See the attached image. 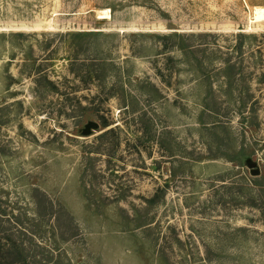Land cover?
<instances>
[{
  "label": "rangeland",
  "instance_id": "rangeland-1",
  "mask_svg": "<svg viewBox=\"0 0 264 264\" xmlns=\"http://www.w3.org/2000/svg\"><path fill=\"white\" fill-rule=\"evenodd\" d=\"M10 234L35 264H264V0H0Z\"/></svg>",
  "mask_w": 264,
  "mask_h": 264
},
{
  "label": "trees",
  "instance_id": "trees-1",
  "mask_svg": "<svg viewBox=\"0 0 264 264\" xmlns=\"http://www.w3.org/2000/svg\"><path fill=\"white\" fill-rule=\"evenodd\" d=\"M7 242L0 243V264H35L36 261H31L28 258L29 252L24 243L17 242L12 237V234L7 235ZM31 257V255H30Z\"/></svg>",
  "mask_w": 264,
  "mask_h": 264
},
{
  "label": "water",
  "instance_id": "water-1",
  "mask_svg": "<svg viewBox=\"0 0 264 264\" xmlns=\"http://www.w3.org/2000/svg\"><path fill=\"white\" fill-rule=\"evenodd\" d=\"M99 127H100V125H99L98 122H96V121H89L88 124L86 125L83 133L85 134V136H89V135H91L92 128L97 129ZM248 164H249V167L251 168L252 173L254 175L260 174L261 171H260L259 168H257V163L255 161L248 160Z\"/></svg>",
  "mask_w": 264,
  "mask_h": 264
},
{
  "label": "bare ground",
  "instance_id": "bare-ground-1",
  "mask_svg": "<svg viewBox=\"0 0 264 264\" xmlns=\"http://www.w3.org/2000/svg\"><path fill=\"white\" fill-rule=\"evenodd\" d=\"M100 10V12H103V13H107V9H105V8H101V9H99ZM95 16H96V14H95ZM251 16H252V13H251ZM250 18V17H249ZM250 21H251V18H250Z\"/></svg>",
  "mask_w": 264,
  "mask_h": 264
}]
</instances>
